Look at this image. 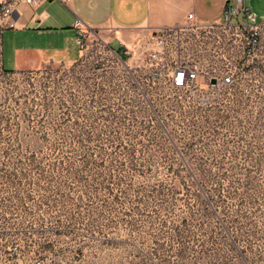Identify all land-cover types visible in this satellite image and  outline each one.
<instances>
[{
    "label": "rangeland",
    "instance_id": "374dc122",
    "mask_svg": "<svg viewBox=\"0 0 264 264\" xmlns=\"http://www.w3.org/2000/svg\"><path fill=\"white\" fill-rule=\"evenodd\" d=\"M186 42L0 67V264H264V75L172 88Z\"/></svg>",
    "mask_w": 264,
    "mask_h": 264
},
{
    "label": "crops",
    "instance_id": "0c3cea01",
    "mask_svg": "<svg viewBox=\"0 0 264 264\" xmlns=\"http://www.w3.org/2000/svg\"><path fill=\"white\" fill-rule=\"evenodd\" d=\"M2 0H0L1 2ZM234 0H41L19 1L10 17L12 26L0 31V67L26 72L47 62H73L80 58L76 18L88 30L87 39L99 41L122 57L152 29L184 23L192 12L201 22H218L226 4ZM264 23V0H244ZM111 45H114L112 47Z\"/></svg>",
    "mask_w": 264,
    "mask_h": 264
},
{
    "label": "built area",
    "instance_id": "2783aa9c",
    "mask_svg": "<svg viewBox=\"0 0 264 264\" xmlns=\"http://www.w3.org/2000/svg\"><path fill=\"white\" fill-rule=\"evenodd\" d=\"M19 1L34 4L41 0H2L0 31L12 26L10 17ZM59 1L66 4L69 0ZM73 27L81 56L86 48L88 30L79 18L75 19ZM183 40L199 49L204 65L174 64L167 75V81L172 88H230L238 83L237 77L240 74L257 71L264 75V23L257 22L255 13L244 0H234L233 3L226 4L218 22L198 21L190 12L180 25L152 29L136 41L134 50L126 49L124 54L126 58L140 63L149 62L150 74L156 77L162 62L161 51L164 48H170L172 51L180 49ZM114 54L122 57L121 54ZM180 101L187 105L191 103L190 98L186 97ZM197 102L212 105V101L206 102L205 98H198Z\"/></svg>",
    "mask_w": 264,
    "mask_h": 264
},
{
    "label": "trees",
    "instance_id": "16d2710c",
    "mask_svg": "<svg viewBox=\"0 0 264 264\" xmlns=\"http://www.w3.org/2000/svg\"><path fill=\"white\" fill-rule=\"evenodd\" d=\"M121 58H123V57H121ZM1 70L3 71V72H9V71H5V70H3L2 68H1ZM27 72V71H26ZM9 73H12V72H9ZM158 126H159V123H158Z\"/></svg>",
    "mask_w": 264,
    "mask_h": 264
}]
</instances>
